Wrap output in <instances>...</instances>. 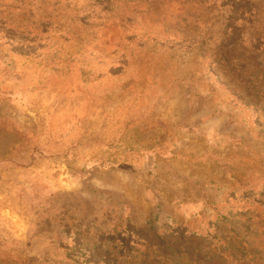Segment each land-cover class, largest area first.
Instances as JSON below:
<instances>
[{"label":"rangeland","instance_id":"rangeland-1","mask_svg":"<svg viewBox=\"0 0 264 264\" xmlns=\"http://www.w3.org/2000/svg\"><path fill=\"white\" fill-rule=\"evenodd\" d=\"M0 264H264V0H0Z\"/></svg>","mask_w":264,"mask_h":264}]
</instances>
